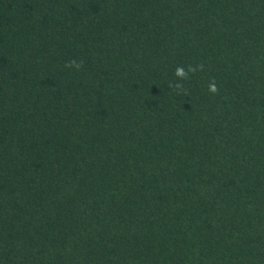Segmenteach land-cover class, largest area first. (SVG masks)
<instances>
[{"label":"trees","instance_id":"obj_1","mask_svg":"<svg viewBox=\"0 0 264 264\" xmlns=\"http://www.w3.org/2000/svg\"><path fill=\"white\" fill-rule=\"evenodd\" d=\"M0 264H264V0H0Z\"/></svg>","mask_w":264,"mask_h":264},{"label":"clouds","instance_id":"obj_2","mask_svg":"<svg viewBox=\"0 0 264 264\" xmlns=\"http://www.w3.org/2000/svg\"><path fill=\"white\" fill-rule=\"evenodd\" d=\"M68 67H76V68H79V64H77L76 62L72 61V62H69V64L67 65ZM202 67V66H201ZM197 69L196 68H193L191 65L188 66V69L187 71L184 70V68L182 66H178L176 69H175V73L174 75L179 79V80H183V79H186L187 76H188V73L189 72H195ZM183 88V85L179 82H177L175 84V90H180ZM209 92L211 93H216L217 92V87L215 85V83H211L209 85Z\"/></svg>","mask_w":264,"mask_h":264}]
</instances>
